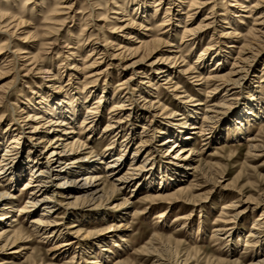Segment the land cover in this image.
Instances as JSON below:
<instances>
[{
  "label": "rangeland",
  "instance_id": "obj_1",
  "mask_svg": "<svg viewBox=\"0 0 264 264\" xmlns=\"http://www.w3.org/2000/svg\"><path fill=\"white\" fill-rule=\"evenodd\" d=\"M169 1L162 0L157 14L155 1H146L151 12L146 20H150L152 27V32L147 33L136 25L123 29L129 19L139 23L145 7L138 6L145 0H0V17L7 16L3 23L0 19V96L7 92L0 101V164L6 158H16L20 165L27 163L30 152L29 155L34 152L44 158L42 146L37 145V138L31 132L38 123L42 125L54 119L47 115L51 116V112L39 108L53 105L56 101L53 99L63 98L66 92L75 96L71 103L78 110L76 133L71 137L86 148L70 158L83 157L84 164L105 157L99 161L95 174L99 178L95 185L100 191L98 197L94 201H75L76 187L72 185L69 188V192H74L72 199L68 193L54 197V208L48 218L51 226L41 231L32 223L39 219L40 212L19 210L26 205L32 191L23 190L31 172L24 171V177L14 187L9 177L0 175V191L13 197L5 200L13 207L10 211L2 212L3 205L0 206V219L5 217L0 220V247L10 238L6 248L0 251V264L7 260L12 264H264V39L261 37L264 26L259 19L264 10L254 7L252 14L241 11V6L250 8L259 0H247L248 3L171 0L174 4L168 5ZM196 1L203 6L191 8ZM168 6L173 15L169 25L161 30L158 24L164 20ZM176 12L181 17L174 16ZM187 14L191 15L189 20ZM175 19L178 21L174 22ZM18 22L23 25L15 27ZM209 23L212 26L201 29V37L194 45L185 42L180 53H176L179 49L169 47H178L184 41V28L193 31ZM178 25L181 28H175ZM166 31L170 37L160 35ZM254 31L256 38L251 35ZM141 33L150 37L143 38ZM137 39L162 40L148 59H142V54L126 52L134 49L133 41ZM110 45H114L115 51H111ZM101 46H106L108 54L123 52V55L116 59L103 57ZM119 48L122 49L117 51ZM206 48H212L209 53L226 55L221 66L213 58L204 65L198 62ZM22 52L28 54H19ZM251 53L248 73L238 88L229 92L226 90L232 89L231 86L208 80L209 76L219 77L233 66H241L239 62ZM175 55L183 57L184 63H181L183 59L176 65L167 63ZM19 56L22 61L18 60ZM32 58L37 66L30 65ZM134 63H137L135 67H131ZM153 63L157 65L151 75L134 77L125 85L134 71ZM165 64L176 71L181 66L184 69L192 66L202 72V81L179 75V80L167 85L165 81L153 80L151 76H157L155 69ZM213 67H218V71L213 73ZM173 82H179L182 100H177ZM217 85L219 92L213 94ZM128 91L134 94L133 101L123 102ZM224 94H227L226 106L216 124L204 123L203 132L191 131L193 121L187 111L197 109V122L201 123L206 106L200 104L220 105ZM41 95L46 100L43 104L39 103ZM253 96L262 99L258 107L260 115L238 125L233 123V115L247 109ZM143 100L153 102L157 110L147 112ZM97 102L101 105L96 106ZM121 105L124 111H114ZM92 106L96 107L93 114L99 121L94 130L85 126L87 122L83 123L88 117V107ZM129 111L134 116L127 117ZM29 114L36 116L28 118ZM40 117L43 118L40 122H33ZM165 128L173 134L183 132L182 137L187 139L180 147L189 151L184 155L172 154L173 144L165 145L163 141L168 136L162 135ZM15 136L17 148L4 156ZM111 145L110 155L114 159L123 153L122 168L115 175H109L107 169V163L113 159L106 153ZM255 146L259 147L258 151L252 150ZM138 149L142 153L139 179L119 188L114 180L127 173L134 174L130 169L136 164L132 160ZM149 150L152 159L146 164L143 157ZM89 163L68 169L84 170L77 174L81 177L87 173L85 168ZM189 164L194 170L186 169ZM181 170L186 174L179 173ZM181 187L190 190L188 194L180 199L172 198ZM192 196L199 199L190 202ZM236 210L242 213L233 220ZM258 218L263 219L256 223ZM228 228L232 229L229 233ZM69 242V246H62Z\"/></svg>",
  "mask_w": 264,
  "mask_h": 264
},
{
  "label": "bare ground",
  "instance_id": "obj_2",
  "mask_svg": "<svg viewBox=\"0 0 264 264\" xmlns=\"http://www.w3.org/2000/svg\"><path fill=\"white\" fill-rule=\"evenodd\" d=\"M142 3L141 5H139L138 7H145L141 12L142 16H139V23H135L132 19L127 20L129 21L128 24H126L124 26L123 29H128L129 27H134L139 26L140 29L144 28V32H152V27L150 24V20H146L147 17H150V10H148V6H150V4L146 3ZM155 1V14H157L158 8L162 5V0H153ZM200 1H196L193 2L191 4V8H197L199 7V5L203 6V4L198 3ZM164 3V2H163ZM183 3H186V1H184ZM245 3H248L247 0H245ZM243 3V4H245ZM174 4V1H169L168 5H172ZM147 6V7H146ZM256 9H263L264 10V0H259V3L257 5H253L249 8V6L247 5L246 7L241 6V11L243 13H248V14H252V9L253 8ZM141 9V8H140ZM170 6H168L166 8V16H164V20H162L159 24L158 27L161 28V30L165 29V27L167 25H169V22L171 21V17L173 15V11L170 10ZM136 10V8H135ZM138 10V9H137ZM140 11V10H139ZM178 12V11H177ZM176 12V17H181L180 13L177 14ZM149 13V15L147 16V14ZM128 14V13H127ZM138 14V12H137ZM264 13L260 14L259 19H262V23L261 25L264 26ZM126 16V15H125ZM188 20L191 18L190 14H187ZM241 17V16H240ZM7 18V16H2L0 17L1 22L3 23V21H6L5 19ZM210 17L206 18L209 19ZM240 19V18H239ZM13 20V19H12ZM187 20V21H188ZM226 20V19H225ZM16 20H14L13 22H15ZM126 20H123L122 22L124 23ZM178 20L175 19L174 22H177ZM242 23V22H241ZM150 24V25H148ZM180 24V23H177ZM212 23H209L205 26H202L201 28L197 29V30H185L184 28V33L185 36L182 37L184 41H182V43L176 47L174 45H171L169 47L171 48H176L179 49L178 52L176 53H180V48L182 47V45L186 44L185 42L190 41L191 44H195L196 41L198 40L199 36L201 37V35L199 34V32L201 31V29L203 28H209L210 25ZM223 24H227L228 23L226 21L223 22ZM11 26V24H9ZM20 25H23L22 22H18L15 27H19ZM10 26H6L5 28L8 29V27ZM175 28H181L180 25L175 26ZM261 37L264 39V28ZM183 33V34H184ZM13 34V33H12ZM160 35H166L167 37H170V34L168 31L163 32V34ZM233 35V34H231ZM251 35L253 37L256 38L255 35V31L254 33H251ZM141 36L143 38H148L150 36L142 34ZM230 34H227V37H229ZM235 36V35H234ZM259 38V37H258ZM140 39V38H139ZM161 40L162 39H156V40H152V41H143V40H134L133 42H135V47L134 49H130V50H126V52H129V54L132 55H139L142 54V59H148L149 56L155 51L156 49V45L161 44ZM264 45V43H263ZM102 49L100 50V55H102L103 57H112L113 59H116L118 57H122L123 52H121L120 54L117 55H113V54H108V51L106 50V46H101ZM110 49L111 51L113 50L112 47H114V45H110ZM108 49V48H107ZM122 48H119L117 51H120ZM209 49V50H208ZM212 49V48H211ZM210 48H206L205 50L201 51V54L198 58V62L202 63V65L206 64V60L208 61V59L210 60V58L214 59L215 61H217V66H221L222 65V59H226V55H220V53L217 52H211L209 53V51L211 50ZM96 49L93 50V53L95 52ZM98 50V49H97ZM115 51V50H113ZM125 52V51H124ZM99 53V52H98ZM114 53V52H113ZM15 54V53H14ZM19 54H28L27 52H22ZM253 55L251 53V56L249 58H246L244 60H241L239 62L240 65H235L231 68V70L227 73V74H223V75H219V77H208V80L210 81H214V82H219L220 85H224V86H231L232 89L230 90H226V91H233L234 88H238L241 83L243 82V80L245 79L246 74L248 73L247 70L250 66V61H252ZM22 59V57L20 58L19 56V61ZM98 59H103V58H98ZM179 59H183L181 61V63H184V58L180 56V58L176 57H170L167 60V63L171 62L172 65H176L177 61ZM23 60V59H22ZM21 60V61H22ZM25 61V60H24ZM29 61V60H28ZM31 64L30 65H34L36 62L35 60L32 58L30 59ZM96 61V60H95ZM95 63V62H94ZM156 63V62H155ZM150 64V65H145L144 68L141 67V69H137V71L133 73V76L125 83V85L128 83H131L132 80H134V77H140L141 75H151L153 69L156 67L157 64ZM93 64V63H92ZM137 63H134L131 67H135ZM139 64V63H138ZM243 64V65H242ZM36 65V64H35ZM96 65V64H95ZM167 66H163L161 68H157L155 69L156 72L155 74L157 76H151V78H153V80H158V81H165L164 84H170L172 83L173 80L178 79L179 80V76H188L190 79L195 78V82H199L202 81V72L200 73L199 70L197 71L196 68H193L192 66H190V68L188 69H184L182 68L183 66H181L179 69V71L176 70H171L170 68H168V64H165ZM185 65V64H184ZM37 66V65H36ZM94 66V65H92ZM26 67V66H25ZM25 67L23 66V69L25 70ZM91 67V66H90ZM173 67V66H172ZM218 67H213L211 69H213V73L214 70L218 71ZM31 68V67H30ZM22 69V70H23ZM196 71H195V70ZM27 70V69H26ZM33 70V69H32ZM36 70V69H35ZM139 70V71H138ZM28 72V70H27ZM29 72H32L31 69L29 70ZM199 73V74H198ZM221 73L218 72L216 74ZM210 74H212V72H210ZM209 74V75H210ZM179 75V76H178ZM27 76V75H25ZM174 76V79H172V77ZM94 77V76H92ZM146 79H151V78H147V76H143ZM70 81V80H69ZM97 81V80H96ZM169 81V82H168ZM171 81V82H170ZM147 83H151L150 81ZM199 85V84H198ZM202 85V84H201ZM89 86V85H88ZM173 86H174V92L177 93L175 96H177V100H182L184 97L181 96L180 94V87H179V82L174 83L173 82ZM148 87H151V84H148ZM219 88L220 86L217 85L216 88L214 89V92H212L213 94L218 93L219 92ZM86 89V88H85ZM84 89V90H85ZM92 90V89H91ZM127 90V89H126ZM145 91V90H144ZM143 93L147 94L146 91ZM142 93V94H143ZM183 93V92H181ZM257 93H260L257 92ZM7 94V92H5L3 95L0 96V101H2L5 98V95ZM141 94V93H140ZM211 94V93H210ZM70 94H68V92H66L63 96V98H55L53 99L56 100L53 105H46L45 108H39V110H44L46 112H51V116L50 114H47L49 116V118H54V119H49L46 122L44 121V123L42 125H40V123H38L39 125L33 128L32 130V134L35 136L37 145L38 146H42L41 148L43 149V152H41L42 155H44V158L37 154H35L33 152L32 155L28 154V162L27 163H23L20 165V161L16 160V158H6L5 160L2 161V164H0V175H3L4 178L9 177L11 184V187H14L15 185H17L20 181V179H22L24 177V173H26L27 171L31 172L30 175V179L27 181V183L25 184V188L23 190H32L29 193V199L26 202V205L24 207L19 208L21 213H26L27 209L30 210V212H40V216L39 219L37 218V220L33 221L32 223L34 224L33 227H35L37 230L41 231L44 230L45 227H49L51 226V221H49V217L50 214H52V210L54 208V197L60 196V194H65L68 193V195H70L69 199H72V194L74 192H69V188L73 185L76 188H74V191H76L75 193H77L76 197H74L73 199H75V201H80V200H89V201H94L98 195L100 194V191H98V189H96L95 185L96 183L99 181V178L95 175L97 174V170L99 169V165L98 163H100V160H103L105 157L101 158L100 160H95V161H85L86 163H89L88 166L85 168V172H87L86 174L81 175V177H77V174L79 172H83L81 170L79 171H70L71 168L68 169V167H73L75 164H80L81 162H83L85 160V158L81 157L75 160H72L70 157V155H76V154H81L82 151L86 150L85 145H81L80 143L73 141V137H71L73 134H75V121L77 120L75 118V116L78 115V110L76 106H73L71 101L75 96H69ZM226 95L224 94L222 98V103H220V105L217 104V106H207V104H200V105H205L206 109H205V113L203 115L204 119L203 121L197 122L198 120V114L199 112L196 110H192V111H187L189 112V117L191 118V120L193 121L190 125V130L191 131H197V130H201L203 132V125L204 123H209V124H216L217 119L219 118L220 113L222 112V109L226 106ZM231 95V94H230ZM7 96V95H6ZM122 97V96H121ZM133 97L134 94L130 93L129 91L125 94V97L123 99V102H130L133 101ZM155 98H157L156 96H154ZM153 97V99H155ZM210 98V95L207 96V100ZM41 99V104L45 103L46 100H44V96L41 95L40 96ZM75 99V98H74ZM118 99V98H117ZM120 99V98H119ZM128 99V101H127ZM78 100V99H77ZM79 101V100H78ZM118 101V100H117ZM249 101L251 103L247 104L246 108L247 109H243L240 112L236 113L233 115L232 117V122L235 124H241L242 122L248 120L250 117L252 116H258L259 112H258V107H261L260 104L263 103L262 99L260 97H251L249 99ZM144 102V109L147 110V112H155L157 110V108L154 106L155 104L153 102H149L146 100H143ZM38 103V102H37ZM38 103V104H39ZM188 103V102H187ZM37 104V105H38ZM121 104V103H120ZM186 104V103H185ZM82 105H85L84 102ZM96 106H100L101 102H97L95 104ZM124 105H121L120 107H117L116 110L114 111H124ZM36 107H34L35 110ZM96 108V107H95ZM94 106L92 107H88V117L84 118L83 123L87 122L88 124L85 126H90L88 128H91L90 130H94L98 125H99V121L98 119H96V117L94 116ZM126 109V108H125ZM187 109V108H186ZM169 111V109H167ZM188 110V109H187ZM199 110V109H198ZM97 111V110H96ZM164 111V110H163ZM130 114H134L133 112L129 111V115L127 117L130 116ZM142 114V113H141ZM120 115V114H119ZM260 115V114H259ZM28 116V115H27ZM36 116V115H35ZM35 116H32L31 114H29L28 118H35ZM57 117V119L55 117ZM134 116V115H133ZM145 116V115H144ZM141 117V116H138ZM40 119H43L42 117L40 118H36L33 122H37ZM120 120V119H117ZM190 120V119H189ZM32 121V120H29ZM40 122V121H39ZM46 124V125H44ZM72 125L71 129L68 128V126ZM83 125V124H82ZM120 125V124H119ZM112 125H108L107 128L105 129L104 133H107L109 131L108 128H111ZM205 126V125H204ZM120 128V126H118ZM203 127V129H202ZM146 128V127H145ZM42 134L41 133V130ZM117 129V128H116ZM168 128H165L162 131V135H168L166 138H164V144L168 145V144H173L172 148L170 151H172V154L174 153H178L180 152L181 155H184L187 151L186 148L180 147L182 141L184 139H187V137H182V133L183 132H176V133H170L169 130H166ZM172 129V128H171ZM113 130V129H112ZM124 132V131H123ZM201 132V133H202ZM134 135V134H133ZM205 135V134H204ZM181 137V138H180ZM17 136H15L10 143V146L7 147L6 149V155L4 156H9V152L11 153L12 150H15L17 147L16 145L18 144V140H17ZM2 140V138L0 139ZM176 140V142H175ZM131 141V140H130ZM143 143V142H142ZM146 143V141L144 142ZM115 144V141H113L112 145ZM111 145V147H109L106 151L107 156H109L110 154H113V146ZM12 146V147H11ZM11 148V149H10ZM253 151H258L259 147L255 146L252 148ZM151 150L148 151V153L145 155L144 161L146 164L149 163V161L152 159V154L149 153ZM171 153V152H170ZM123 154V153H122ZM121 154V155H122ZM142 153L138 151L134 154L133 156V162H136V164H133L134 167L132 169H130L134 174H130L127 173L125 175H121L120 177H118L117 179H115L114 181L117 182L116 186H118L119 188H123L126 187L127 184H131L133 183L135 180L139 179L138 175L141 174V167L142 165L138 166V163L140 162V157ZM111 158H113V156H111ZM117 156L116 159H111V162L107 163V170L108 172H110L109 175H115L118 174V172L120 171V169L122 168L123 162H122V156ZM4 159V157L2 158ZM186 159V158H185ZM100 161V162H99ZM84 162V164H85ZM84 164H80V165H84ZM132 166V165H131ZM191 164L188 165V167L186 169H191L194 170V168L190 167ZM81 167V166H80ZM167 169V168H165ZM107 172V173H108ZM84 173V172H83ZM179 173L181 174H186L184 173V171H180ZM133 175V176H131ZM137 176L136 178H134V176ZM11 177V178H10ZM176 178H178V175H176ZM116 190V188H115ZM119 190V189H117ZM188 191L190 190H186L185 188H179V190L175 193L174 196H172V198H179L181 196H184L186 194H188ZM193 191V190H192ZM193 197V196H192ZM182 198V197H181ZM184 198V197H183ZM186 198V197H185ZM10 200L13 199V197H10V195H8L7 193H2L0 191V206H2V209L0 207V209L2 210V212H6V211H10L11 208H13L11 206V204H6L5 200ZM199 198L198 197H193L192 200H190V202H196ZM39 209H43L42 211H37ZM229 208L226 207L224 208L225 211H227ZM241 211L236 210L235 214H233V220L234 219H238L241 215ZM160 217H162L160 215ZM5 219V217L3 216L0 220ZM263 218H258V220H256V223L262 221ZM226 222H224L225 224ZM234 223V222H231ZM258 226V224H257ZM232 230V229H230ZM229 228L226 229V231H228L227 233H229ZM258 230V229H257ZM250 237H253V235L251 234ZM10 239V238H9ZM9 239L7 240V243L4 246L0 247V251L4 250L6 248V246L9 244ZM15 243V241H12V244ZM69 244L64 243V245H62L63 247L65 246H69ZM72 245V243H71ZM117 244H115L116 246ZM117 247V246H116ZM97 248H100L99 245H97ZM264 263V261L262 262ZM4 264H12L11 260L10 261H5ZM184 264H186V262H184Z\"/></svg>",
  "mask_w": 264,
  "mask_h": 264
}]
</instances>
